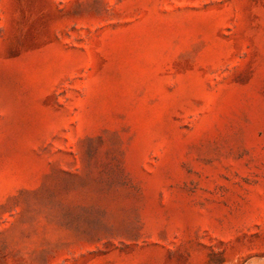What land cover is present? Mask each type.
<instances>
[{"label": "rangeland", "instance_id": "374dc122", "mask_svg": "<svg viewBox=\"0 0 264 264\" xmlns=\"http://www.w3.org/2000/svg\"><path fill=\"white\" fill-rule=\"evenodd\" d=\"M0 264H264V0H0Z\"/></svg>", "mask_w": 264, "mask_h": 264}]
</instances>
